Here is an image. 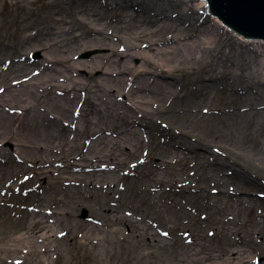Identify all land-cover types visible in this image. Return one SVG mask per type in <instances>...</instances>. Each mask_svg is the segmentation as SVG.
<instances>
[{"label":"bare ground","instance_id":"1","mask_svg":"<svg viewBox=\"0 0 264 264\" xmlns=\"http://www.w3.org/2000/svg\"><path fill=\"white\" fill-rule=\"evenodd\" d=\"M112 3L119 7L117 0ZM169 6L171 9L161 14L163 18L153 22V33H166L156 42L147 41L149 36L137 27L129 48L113 49L111 55L80 62L76 52L66 53L67 47L79 45L88 34L101 37L89 39L94 46L107 44L106 30L98 22L100 15L82 18L80 25L86 32H77L75 25L59 14L51 16L50 25L40 26L34 33L28 34L32 27L25 25L16 39L24 44L36 38L34 47L42 52L56 48L60 57L46 54L35 62L25 58L20 49L0 58V143L11 141L16 145L12 153L0 146V255H4L0 261L15 264L22 254H26L22 259L38 254L47 259L62 242L83 249L93 247L102 253L117 247L159 249L167 257L161 264H254L249 253L264 256V209L256 206L259 196L253 194L257 192L247 191L258 183L256 180L264 184V128L255 122L252 128L256 134L250 137V145L234 139L226 145L209 138L200 140L174 126H165L166 132L192 139L183 147L192 150L205 165L208 174L201 179L209 186L176 180L169 189L202 201L201 210L193 205L184 207L193 215L190 224L164 217L155 211L153 201H147L164 184L163 176L174 161L171 158L179 159L174 151L179 145L171 148L177 143L158 136L164 121L185 113L176 109L187 96L176 73L202 64L197 84L208 88L216 82L212 71H224L225 61H230L234 52L240 56L247 51L260 60H246V73L260 78L264 86V41H245L225 30L217 18L201 17L207 13L203 0H176ZM186 13L200 19L194 30L181 36V30L171 21ZM128 23H122L117 31H124ZM228 34L240 41L236 43ZM6 50L8 46L0 43V55ZM122 57H139L152 66H128L126 60H119ZM206 63L209 67L204 66ZM95 70L103 73L99 82L82 78V71L92 74ZM240 77L245 86L238 93L232 92L245 99L252 89L246 74ZM120 96L127 97L126 102ZM207 110L201 114L216 113ZM238 111L261 115L264 108L246 105ZM141 148L146 151L143 156H139ZM185 157L190 159L189 153ZM9 165L13 168L8 173ZM239 166L256 180L242 176ZM233 174L242 182L239 187L227 188L224 181ZM36 176L41 177L43 185L35 188L32 182L31 189L24 188L25 182ZM131 178L139 180L136 191L144 189L143 201L148 207L122 195ZM63 185H69V194L58 199L57 189ZM37 189L41 192L33 197ZM14 194L22 201H10ZM260 200L264 203V198ZM68 205L91 206V218L80 222ZM243 215L248 218L244 224ZM208 236L218 241V248H208Z\"/></svg>","mask_w":264,"mask_h":264},{"label":"rangeland","instance_id":"2","mask_svg":"<svg viewBox=\"0 0 264 264\" xmlns=\"http://www.w3.org/2000/svg\"><path fill=\"white\" fill-rule=\"evenodd\" d=\"M117 1L119 2V7L115 8L112 3L113 0H0V43H5L9 49L1 53L0 58L10 56V54L16 51L20 52V49L22 50V54L25 55L24 57L28 58L30 61L40 62L46 54L60 57L61 52H59L56 48L50 49L47 52H42L34 47L37 41L36 38H32L24 44H22L21 40L16 39V37L22 34L25 25H31L32 27L27 31L28 34L31 31L34 33L38 31L40 26L50 25L51 16L59 14L61 15L58 17L63 16L68 18L69 22L72 25H75L74 29L77 32H86L84 26L80 25L82 18L88 19L91 15H100L99 18L101 20L98 22L102 24L106 30V35L108 36L105 38V41H107V44L94 46L95 44L91 43L89 39L91 40V37H101L96 36L95 34H88L85 35L87 38L82 39L79 45L78 43L70 44L67 47L66 53L76 52L75 58L80 62H90L96 56L111 55L113 49L129 48L131 44V35L136 33L134 28L137 27L143 28L140 32H144L141 34L149 36L146 38L149 42L161 40L166 35L164 31L153 33L155 30L153 22H159L160 19L163 18V15L161 14L165 13L166 10H170L171 7L169 5L171 2L176 0ZM175 14H180V12L175 11ZM128 16H130L129 20L126 19ZM182 17L183 18L181 19L173 17L174 21L171 22L173 26H178L181 30L180 32H182L181 36H184L191 30H194V27L200 18H196V15L189 13H186V15ZM201 17L209 20L211 19L207 13L201 15ZM75 18L78 19L76 20ZM126 21L129 22V26L126 29L123 28L124 31L122 30L119 33L117 29ZM89 22L91 21L89 20ZM228 38L235 39L236 43L240 41L239 38L232 34H228ZM30 44H33V46ZM86 54H89L90 56L83 57ZM112 59L116 60L117 58L114 56ZM119 60L123 62L126 58L122 57ZM246 60L258 62L260 59L251 52L247 53V51H243L240 53V56L237 51L234 52L230 61H225L226 69L224 71H212L216 82L214 84L210 83L208 88L197 84V81L200 80L201 77L202 64H197L193 66V68H187L182 72L176 73L178 83L183 84L182 90L187 94L185 99L180 101V103H177L176 109L184 111L185 113L180 115L177 119L171 118L164 121L160 128L161 132L158 133V136H160L159 138L165 142L177 143V145L171 146V148H177L179 145L178 149L174 150L178 154L177 158L179 159L175 160L173 157L171 158L174 161H171L172 168H170V170H168L163 176L162 180H164V184L152 194L154 195L153 198L147 199L148 202L153 201L155 203V211L160 212L164 217L176 221L181 219L180 221H183L186 224L192 223L191 219H193V215L190 214L189 211L185 210L184 207L193 205L194 208L196 207L201 210L200 205L202 204V201L194 200L193 195H183L180 192L179 194H175L169 189L175 186L176 180H186L191 184H200L204 186L206 183L203 179H201V177L208 174V171L204 167L205 165H201L199 157H196L197 155H194L192 150L184 149V147L189 144L188 142L192 141V139L184 140L179 137V134L166 132L165 126H174L175 128H178L177 130H183L193 138H199L200 140L203 138H209L219 141L223 143V145L228 144L231 139L244 143L247 141L249 144L250 137L254 136L253 134H256L252 128L254 122L255 125H259V127L262 126L264 128V111H262L261 115H257L256 113L242 114L238 111V108L245 107L246 105H258L264 108V86L260 85V78H255L251 72L246 73V68L243 66ZM126 61L128 66H143L145 69L152 66L151 64H148L149 66L144 64L143 60L139 57L131 58ZM236 63L242 64L240 66H235ZM204 66L209 67V63H206ZM245 74L249 78L246 81L251 86L252 90L249 91L247 96H245V99H242L241 95H236L232 91L237 90L236 92L238 93L239 89L245 86L243 83L244 81H242L243 77H240V75ZM81 75L84 80L99 82L103 73L100 70H95L92 74L87 71H82ZM1 81L2 79L0 78V82ZM119 98H121V101L126 102L127 97L123 98L120 96ZM206 107L211 110V113L213 111L216 113L208 116L202 115V111H208ZM228 110L234 111L232 114L224 113ZM220 111L224 114H217ZM14 144L15 143L11 141H5L4 143H0V146L9 153H12L16 152V145ZM180 146L182 149H180ZM187 153H189L190 159L185 157ZM145 154V149L141 148L139 150V156H143ZM133 159L135 158L132 157L131 160ZM17 162V164H20L19 161ZM26 165L28 168L31 163L28 162ZM12 168L13 165H9L7 172L9 173ZM238 171H240L242 176L246 179L256 180L255 176L249 175L250 173H248L245 169H242V166L238 167ZM23 173V175H26L27 171L26 173ZM232 176L234 177V174L229 175V178L224 181L226 187H239L240 181L242 182V178L238 175L240 177V180H238L236 177L233 178ZM32 182H34L33 186H35V188H38V185H43L41 177L37 178L36 176L34 177V180L26 181L24 188L27 187V190L31 189L30 185ZM138 182L139 180L134 178L129 179L126 182L125 191L122 189V195L125 194L124 197L127 199L132 200L133 202H138L139 204L142 203L141 205L143 207H148V204L143 201L146 196L145 191H143L144 189H140L139 187L136 191V187L139 186ZM256 182L258 183L250 186L247 191L255 190L257 192V194H253L259 196L256 199L258 201L256 206L264 209V203H261L260 200V198H264V184L260 180H256ZM52 183L53 181H50V184ZM206 185L209 186V183ZM63 186V188L60 187L57 189L56 198L58 199L63 198L65 194H69V185ZM128 186H130V190L129 188L127 189ZM43 190L47 192L46 187ZM37 191L38 194L33 193V197L35 195H39L41 189H37ZM127 191L129 192V197L126 195ZM245 194L248 195V193H243V195ZM204 197L205 195H202V198ZM9 198L10 201L15 202V204L22 201V198L18 194H14ZM3 207L9 206L4 204ZM69 208V212L71 214H76V217L80 220V222H88L92 216L91 206L89 205L82 207L69 206ZM230 209L231 207L227 206V210L230 211ZM9 211L12 212V210ZM247 219L248 218L243 215L241 217V223L244 224L243 222L247 221ZM140 220L141 218L138 221ZM249 226L250 224L248 227ZM206 240L208 241L207 244L211 246H208L209 249L218 248L219 243L214 237L208 236ZM228 244L230 245L231 243L229 242ZM161 252L162 250L159 249L155 250L148 247L139 249L134 246L117 247L115 249L113 248V250L102 253L100 250L93 249V247L83 249L79 247H71L65 244V242H62L60 243V248L51 251L48 258L46 256L47 259H45L42 254L22 259V257L26 255L22 254L20 256V261L15 264H161L167 261L166 255ZM166 252H168V250H166ZM249 255H251L250 259L254 260V264L264 263L263 255L256 254L255 251L254 253H249ZM0 257L3 258L4 255H0ZM0 264H14V262L5 263L0 261Z\"/></svg>","mask_w":264,"mask_h":264},{"label":"water","instance_id":"3","mask_svg":"<svg viewBox=\"0 0 264 264\" xmlns=\"http://www.w3.org/2000/svg\"><path fill=\"white\" fill-rule=\"evenodd\" d=\"M205 0L207 4V13L210 18H218L223 28L228 32L236 33L248 39L264 40V0ZM216 17H212L211 14ZM228 26V28L220 20ZM235 36H238L235 34ZM245 41H251L246 40Z\"/></svg>","mask_w":264,"mask_h":264},{"label":"snow or ice","instance_id":"4","mask_svg":"<svg viewBox=\"0 0 264 264\" xmlns=\"http://www.w3.org/2000/svg\"><path fill=\"white\" fill-rule=\"evenodd\" d=\"M166 235V234H165Z\"/></svg>","mask_w":264,"mask_h":264}]
</instances>
